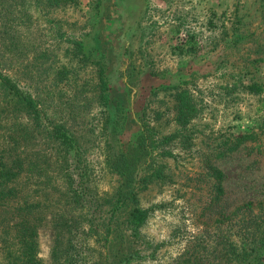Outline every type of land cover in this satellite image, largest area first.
Listing matches in <instances>:
<instances>
[{"label": "rangeland", "instance_id": "1", "mask_svg": "<svg viewBox=\"0 0 264 264\" xmlns=\"http://www.w3.org/2000/svg\"><path fill=\"white\" fill-rule=\"evenodd\" d=\"M0 71L36 100L42 123L74 133L96 197L114 192L112 149L128 147L143 128L162 140L146 169L157 175L136 194L146 217L132 264H222L226 242L239 245L261 229L264 87H245L264 84V0H0ZM173 85L198 108L184 127L174 120ZM32 126L0 90V155L23 169L9 205L38 203L30 212L41 210L37 257L62 264L66 251L52 249L67 201L60 154L36 130L30 136ZM243 131L256 139L215 157L222 140ZM212 167L223 174L217 200ZM2 207L0 229L15 217ZM93 209L74 211L85 231L83 218L99 215ZM90 234L74 240L94 246Z\"/></svg>", "mask_w": 264, "mask_h": 264}, {"label": "trees", "instance_id": "2", "mask_svg": "<svg viewBox=\"0 0 264 264\" xmlns=\"http://www.w3.org/2000/svg\"><path fill=\"white\" fill-rule=\"evenodd\" d=\"M66 1V0H62ZM69 41V40H68ZM172 85V84H171ZM264 84L251 82L246 85L248 93H258ZM169 88V87H168ZM171 108L174 113V120L181 127L186 126L198 113V108L192 96L186 88L171 86ZM0 90L13 103V107L23 112L30 120L32 129H29L30 136L33 131L43 135L56 144L60 156L57 161L64 179L65 204L59 215L57 223V233L52 246L56 255L60 251H66L62 264H132L138 254L137 243L140 239L138 228L144 222L146 210L137 205V191L146 186L152 175H157V170L146 171L151 167L153 157L151 155L152 146H157L162 140L155 138L148 129H141L136 133L125 149L116 147L110 152L107 164L110 170L116 175L117 182L112 195L107 197H96L91 193V183L88 179L89 166L85 163L79 153V146L74 133L64 124L49 123L48 127L41 122L43 115L41 109L36 105V100L32 99L29 93L21 90L17 81L0 71ZM112 121L110 114L104 119V126ZM27 129V128H25ZM34 129V130H33ZM257 134L253 131H243L238 133L234 140L228 138L222 140L220 150L215 157L224 155L225 151H232L241 143L247 140L256 139ZM164 139V136H162ZM23 171L21 161L12 158L10 162L5 161L0 155V207L4 212L14 214L12 223L2 221L3 228L0 229V254L1 264H42L37 257L36 222L40 219V211L32 212L38 203H20L9 205L18 196L16 185L13 181L19 177ZM146 171L145 174L140 172ZM214 178V196L217 200L222 194L221 180L222 172L212 167ZM99 213L98 216L83 218L89 225V230H83L81 224L77 225L79 218L83 216L79 210L86 208ZM102 206L101 209H99ZM75 210L78 217L73 216ZM100 210V211H98ZM92 211V210H91ZM88 214H92V212ZM77 214V212H76ZM256 227L257 230L253 239L244 238L239 245L228 241L225 253L222 255V264H263L264 256V206L261 208V218ZM87 231L93 234V245L88 242L74 240L75 236H87ZM66 233V242L62 245L61 233ZM89 236V237H90ZM249 240V241H247ZM88 249L87 253L86 250ZM92 256L88 257L89 253ZM228 252V255L226 254ZM55 258V257H53ZM183 264H188L186 261Z\"/></svg>", "mask_w": 264, "mask_h": 264}]
</instances>
